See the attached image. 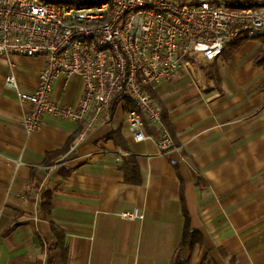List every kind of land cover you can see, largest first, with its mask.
I'll return each instance as SVG.
<instances>
[{
	"label": "crops",
	"instance_id": "1",
	"mask_svg": "<svg viewBox=\"0 0 264 264\" xmlns=\"http://www.w3.org/2000/svg\"><path fill=\"white\" fill-rule=\"evenodd\" d=\"M240 39L197 65L195 77L151 91L177 146L164 156L157 127L133 139L123 105L90 130L49 115L26 133L0 59V264H171L185 211L202 235L182 251L185 264H264V66L255 63L264 41ZM14 63L22 89L33 91L45 59ZM83 88L78 77H58L53 97L74 106ZM127 153L137 159L139 185L125 181ZM134 210L143 217L122 216Z\"/></svg>",
	"mask_w": 264,
	"mask_h": 264
},
{
	"label": "built area",
	"instance_id": "2",
	"mask_svg": "<svg viewBox=\"0 0 264 264\" xmlns=\"http://www.w3.org/2000/svg\"><path fill=\"white\" fill-rule=\"evenodd\" d=\"M262 36L264 7L230 9L225 0H0V59L11 69L5 83L23 108L26 133L49 115L90 130L123 105L134 140H145L147 127L158 128L163 156L177 146L151 91L184 73L195 77L197 65L217 60L240 37ZM14 57L45 59L33 91L22 89ZM58 77L81 79L76 105L54 99Z\"/></svg>",
	"mask_w": 264,
	"mask_h": 264
},
{
	"label": "trees",
	"instance_id": "3",
	"mask_svg": "<svg viewBox=\"0 0 264 264\" xmlns=\"http://www.w3.org/2000/svg\"><path fill=\"white\" fill-rule=\"evenodd\" d=\"M51 2H68V0H46ZM226 6L230 9H236V10H243V9H257L260 7H264V0H225ZM87 3V2H85ZM244 38L249 37H243V39H240L241 42L244 40ZM264 41V36H262ZM240 45V42L235 45L234 49H237ZM255 63L257 65L264 66V49L262 52L257 55L255 59ZM163 114V120H165V113L164 110H162ZM165 122V121H164ZM118 132H114L112 135V138L117 141L119 145H122L120 141H118L117 138H119ZM125 150H127V147L124 145ZM128 155L124 156V163L122 165L123 171H124V178L126 183L132 184V185H139L142 183L143 179L141 176L140 167L138 165L137 159L133 154L127 153ZM47 199H45L43 203L44 210H50V194L47 195ZM48 213V212H47ZM53 231L55 233V236L59 238V242L61 241L60 238H62V232L57 229L56 226L53 225ZM202 243V235L199 231L191 228V221L189 214L185 211V225H184V231H183V237L181 240V243L177 250L175 251V254L172 258L171 264H185L184 259L182 258V251L189 247L194 248L196 245H200ZM62 245V249L64 252H66V248L64 247V243L62 244V241L60 243Z\"/></svg>",
	"mask_w": 264,
	"mask_h": 264
}]
</instances>
